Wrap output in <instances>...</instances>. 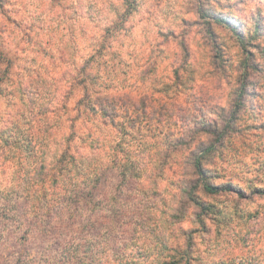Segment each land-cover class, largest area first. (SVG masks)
Masks as SVG:
<instances>
[{"label":"clouds","instance_id":"clouds-1","mask_svg":"<svg viewBox=\"0 0 264 264\" xmlns=\"http://www.w3.org/2000/svg\"><path fill=\"white\" fill-rule=\"evenodd\" d=\"M0 264H264V0H0Z\"/></svg>","mask_w":264,"mask_h":264}]
</instances>
